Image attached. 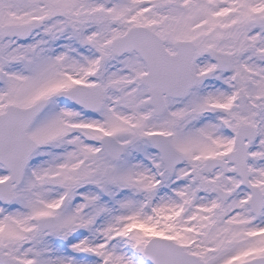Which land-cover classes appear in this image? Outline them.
<instances>
[{
  "label": "snow or ice",
  "instance_id": "1",
  "mask_svg": "<svg viewBox=\"0 0 264 264\" xmlns=\"http://www.w3.org/2000/svg\"><path fill=\"white\" fill-rule=\"evenodd\" d=\"M0 264H264V0H0Z\"/></svg>",
  "mask_w": 264,
  "mask_h": 264
}]
</instances>
